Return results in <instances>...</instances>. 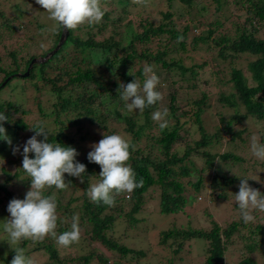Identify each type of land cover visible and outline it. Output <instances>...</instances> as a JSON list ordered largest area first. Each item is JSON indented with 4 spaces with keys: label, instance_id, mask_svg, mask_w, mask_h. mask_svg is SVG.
Instances as JSON below:
<instances>
[{
    "label": "trees",
    "instance_id": "16d2710c",
    "mask_svg": "<svg viewBox=\"0 0 264 264\" xmlns=\"http://www.w3.org/2000/svg\"><path fill=\"white\" fill-rule=\"evenodd\" d=\"M194 1L150 0L147 8L150 7L153 12L157 10L156 13L161 19L158 23H155L148 20L147 17L141 16L142 12L138 11V25L142 27V31L139 33L132 17L126 18V15L130 16L133 8L139 5L134 4L133 0H102L101 6L105 13L102 21L90 27L102 30L108 24H111L113 32L107 39L96 41L92 29L89 27L86 30L85 25L80 26L77 30H67V36L60 48L46 60L35 62L26 75L22 74L25 73L33 57L38 56V54L43 57L55 47L62 28L51 34L52 41L48 48L38 53L37 49L40 48V44L35 38L39 35L35 36L28 31L29 24L36 21L33 18L23 19L24 17H21L22 12L18 16H13V19L12 17L8 18L6 15H0L1 18H4L2 19V25H0V37L23 31L29 41L36 42L30 44L28 41L22 52H19L21 50L20 45H18L20 49L13 45L14 47L10 48L12 63L7 62V60L4 64H0V88H5L9 82H13L16 77H19L16 83L19 91L17 96L13 94L5 96L2 92L0 93V98L3 100L0 104V113L7 117L6 121L0 123L3 124L6 135L11 140V144H9L4 138L0 137V162L5 160L9 164L10 161L13 162L17 155L22 157L23 143L35 134L34 130L29 127H33L39 121H44L51 133L48 142H56L61 146H70L76 149L79 153L76 160L86 166L84 182H80V187L77 186L79 178L65 174L66 182H70L69 186L65 190H58L54 187L47 189L44 195L54 196L57 203V213L68 211L69 208L78 210L84 220L87 219L88 222L93 224L89 231L91 238L101 240V243L108 245L110 251L115 249L122 256L127 252H135V254L141 255L144 251L138 248L133 250L131 246L114 242V240L108 238L107 231L113 230L118 219L125 218L128 219L130 224L136 223L138 220L131 217V215L140 213L143 210V205L146 203L145 194L149 189L156 190L154 189L155 186L160 188L159 210L163 214H169L182 210L186 204H195L202 181L200 177L193 183L188 181L194 193L187 196L182 194L184 186L188 183H184L181 178L188 176L190 173L186 164V160H190L189 156L193 152L190 145H186L188 147L181 156L173 154L166 161L165 158L158 161V157H155L152 151V148L156 145L155 147H160L161 152L167 157L168 150L179 136V131L186 130L184 129L186 122L181 121V116L185 115V111L180 115L174 112L176 110L175 95L170 94V103L168 104L174 122L169 124V127L163 131L159 128V134L148 147L146 144L138 147L136 144L139 137L142 136L146 126L152 124V114L157 110V105L146 108L143 113H140L139 110L129 112L124 102L119 98L118 89L121 83L126 85L136 77L143 78L144 65L148 64L154 68L165 69L167 72L173 70L176 76L179 72L180 79L188 81L191 88L195 89L197 87L196 83H198L197 71L205 66L207 62H203L204 65L195 62L188 66L186 65V59L190 57L189 53L191 51L200 49L204 44L209 43L210 46L206 44L207 48L209 50L218 48V56L223 59L227 57V52H229L228 56L230 58H239L240 55L244 54L245 57H251L247 63V68L251 72L254 84L248 85V80L242 70L231 64L229 73L235 93L222 95L221 99L225 100L227 104L235 106L238 104L237 98L244 107V114L241 118L248 117L256 121L264 120V38L257 37L255 34L260 28H264V0H200V2L198 0L199 3L196 4H194ZM178 2H182V5H185L186 8L174 9L175 3ZM35 5L41 7L36 2ZM163 5L167 6L165 10L162 9ZM212 5L214 6L211 7ZM208 8L211 10H208ZM192 10L195 11L196 16L189 15ZM204 11L210 12L209 16L212 19L203 16ZM36 23L39 26L42 25L39 22ZM225 26L231 30L233 29L232 34L234 35H227L230 32H217L221 28L224 29ZM197 29H200L198 33H196ZM114 36H118V38L115 39ZM152 38L158 40V47L154 51L145 48L138 54L136 41L145 43L152 40ZM171 52L175 53L176 57L169 56ZM216 58L217 55L212 57L213 60H216ZM143 60L146 63L142 64ZM135 62L138 67L133 71L134 69H131V67L134 66ZM9 76L11 78L1 86L2 82ZM28 89H32L34 93H37L33 97L38 98L34 100L39 115H42L38 120L29 121L25 119V115L29 113L27 107L29 97H24ZM201 93L196 99L190 101L192 106L189 109V116L190 118L193 117V121L198 124L200 132V138L192 144L195 149L212 145V142H210L212 135L205 131L200 122L202 105L205 102V93L204 91H201ZM39 94H45V101H49L50 104H45ZM236 116H238V113H236ZM112 122H117L118 130L113 129L117 134L127 136L125 133H130L131 138L128 141L130 144L135 145V151L130 148L131 156L128 164L135 172L137 181L143 178L144 183L142 187L135 189L131 194H127V199L123 196L125 193L118 195L116 205L109 207L102 203L92 202L88 196L89 183L101 181L99 176L101 167L98 164L89 162L88 153L84 150L85 147L82 141L90 135L87 128L91 130V127H89L91 124H94L96 128L108 129L109 125L112 126ZM231 122L229 121L228 124ZM71 127L76 129L74 134L78 133L79 139L74 138L75 135L71 134ZM224 130H227V133L232 136H238L241 133V131L233 133L228 126ZM111 134H114L112 130L109 135ZM91 136H93V133ZM213 136L218 137V134H213ZM38 139H43V137H38ZM14 147H19L16 156L13 154ZM208 147L202 154L206 155L204 160L209 166H213V161L217 158L222 161L228 158L231 160L238 159L241 162V159L230 153V151L216 154L209 151ZM30 158H34V154H30ZM220 168L217 164V177H220L221 180L211 181L215 188L224 190L216 193V203H224L227 199L226 188L227 190L228 187L234 189V175H229L226 172L219 173V171H223ZM0 173L7 176L5 181H0V195L4 193L7 196H12L6 184L13 178V175L8 174L4 164L0 166ZM23 174L27 175L23 169L22 171L17 169L14 176L18 177ZM247 178L249 184H260L252 177ZM29 183L31 184V181ZM78 188L81 189V193H76ZM1 197L0 201L2 200ZM125 207H127V210H125ZM0 215H3V213L0 212ZM240 223L242 224L240 230L238 229L239 223L232 222L222 230L219 225L213 223L209 231L197 227H188L186 230L170 228L167 231H162L161 241L168 237H179V240L174 241L176 242L175 249H171L174 258H168L167 260L172 259L171 262L168 261V264H172L176 258L182 259V253L190 251L191 244L183 250V239L194 240L195 238H201L202 246L206 241L205 258L201 264H226L223 259L226 251H228V239L232 234L237 235L238 230L241 231L247 228L262 230L260 224L254 226L249 224L247 226L242 221ZM86 225V221L83 223L81 221L80 231ZM69 230H71V223L66 220V224L60 226L58 232ZM86 232L88 231L86 230ZM83 239V234H81L80 240ZM26 242L27 240L23 241L22 245L24 246ZM48 248L46 247L47 250ZM48 251L52 257H55L54 249ZM244 252V249L237 251L236 257L233 259L234 264H259L256 258L250 254L244 255ZM93 254L94 252L91 251L90 254L80 257V262L89 264ZM239 255L241 256L239 257ZM97 258L100 263L107 262V256L105 255L98 253ZM6 261L7 259H4V262ZM261 264H264V262Z\"/></svg>",
    "mask_w": 264,
    "mask_h": 264
},
{
    "label": "rangeland",
    "instance_id": "374dc122",
    "mask_svg": "<svg viewBox=\"0 0 264 264\" xmlns=\"http://www.w3.org/2000/svg\"><path fill=\"white\" fill-rule=\"evenodd\" d=\"M199 2L198 0H195L194 4ZM213 6L214 5H212L211 7ZM174 7V9L180 7L186 8L185 5H182V2L175 3ZM166 8L167 6L163 5L162 9L165 10ZM208 10L211 9L208 8ZM43 11L44 9H42V7H37L35 5V0H0V13H3L0 15H6L8 18L12 17L13 19V16H18V14L22 12L21 17H24L23 19L33 18L34 21L42 24L39 26V24H37L36 22L30 23L28 27V31L31 34L35 36L39 35L35 38L40 44V48L37 49L38 53L46 50L52 41L51 34L45 36L41 33V29L50 27L53 23L48 19L47 13ZM138 11L142 12L141 16H145V18L147 17L148 20H151L155 23H158V21L161 19V17L156 13L157 10H154L155 12H153L150 10V7L147 8L139 5L138 7L133 8L130 16L126 15V18L132 17L139 33L142 31V27L138 25ZM209 14L210 12H203V16H207L208 19H212ZM189 15L196 16L195 11L192 10ZM2 19L4 18L0 17V25H2ZM85 26L86 30H88L90 27L88 25ZM91 29L94 32L93 37L96 41L107 39L113 32V27L111 24H108L102 30H98L96 27H94V29L92 27ZM200 29H197L196 33H198ZM217 32H230V34L228 33L227 35H234L232 34L234 30H231L226 26L224 27V29L221 28V30H218ZM255 34L257 37L264 38V28H260ZM114 37L115 39L118 38V36ZM28 41L29 40L27 39V36L23 31L21 33L13 32L10 36L2 35L0 37V64H4V62L7 60V62L12 63L10 48H13V45H15L16 48L20 49L18 46L20 45L21 50L19 52H22L25 44ZM29 43L35 44L36 42L30 40ZM157 43L158 40L154 38L145 43L136 41V47L138 49L137 53L139 54L145 48L150 51H154L158 47ZM42 44L44 45V47H41ZM206 44H204L200 49L198 48L191 51L189 53L190 57L186 59V65L188 66L194 64L195 62H197L196 64L201 65H204L203 62H207L208 64L201 67V69H198V83L195 82L197 85L195 89L191 88L188 81H183L182 79H180L181 76L179 75V72L176 76L173 70L167 72V70L165 69H162L160 67L154 68L148 64L144 65L143 78L136 77V80L140 82L142 86L144 80L146 79L144 69L146 66H151L160 80V84L158 85L157 89L161 91L164 96L163 101L158 102L156 106L157 110H163L164 108H166L170 114L168 104L170 103V94H174L176 104V110L174 111L175 114L180 115V113L182 114V112L185 111V115L181 116V121L186 122L184 124V129L186 130L179 131V136L172 143L170 149L168 150V156L165 157V154L161 152L162 149L160 147H155L156 145H154L152 151L154 156L158 157V161H162L164 160V158L166 161L173 154L181 156L188 147L186 145H190V147H192L193 152L189 156L190 160H186L187 168L189 169L190 173L188 176L182 177L181 180L184 181V183H188V181L189 183H193L198 177L201 178L202 183L200 186V190L197 193L198 199L196 198L195 204H186L183 206L182 210H178L177 212L169 214H163L159 210L160 188L158 186H155L154 189L156 190L149 189L146 192V203L143 205V210L140 213H133L131 215V217H135L138 220L136 223L133 222L132 224H130L128 219L125 218L116 220V225L113 227V230L107 231L108 238L114 240V242L116 243L131 246L133 250L135 248L143 249L144 252L141 255H137L135 254V252H127L124 256H122V254H119L115 249L110 251L108 245L106 243H101V240L92 239L89 234V231L93 225L92 222H88L87 219L84 220L81 213L74 208H69L68 211L57 213L58 221L56 230L57 233L60 234L58 232L59 227L66 224V220H69V222L72 224L73 215H78L79 225H81V221L82 223L86 221L87 224L83 230L81 229V234H83L84 237L83 240H79L78 243H74L69 247H62L59 246L54 239L48 237L42 242H33L31 240H27L24 246L22 245V241L19 245H12V247H22L25 251V254L31 257L34 260L35 264H83L82 262H80V257L90 254L91 251H93L94 254L92 255V259L89 264H168V261L171 262L172 259H167L170 257L174 258L171 249H175L176 242L174 241L179 240V237H168L164 239V241H161L162 231H167L170 228H175L178 230L182 228L186 230L188 227H197L199 229L202 228L203 230L209 231L212 228L213 223L219 225L222 230L232 222L239 223V230L240 228H242V224L240 222H243V220L240 215L238 203L235 199V195L239 191L238 186L240 184V180L243 178L252 177L253 179L260 182V184L251 183L249 185L252 188L258 189L261 194H264V161L256 159L250 151L251 138L253 136H257L259 142L264 143V120L256 121L254 119H249L248 117L241 118L244 114V107L241 105L237 98L236 101L238 104H236L235 106H231L227 104L225 100L221 99L222 95L235 93V89L230 80L229 73L231 64L234 67H238L242 70L244 76L248 80V85L254 84V81H252L251 78V72L248 71L247 68V63L251 59V57H245L246 55L244 54L240 55L239 58H230L228 56L229 52H227V57L223 59L218 56V48H211V50H209ZM40 55L41 54H38V56L36 57H39ZM215 55H217V58L216 60H213L212 57H214ZM169 56L176 57L175 53L173 52L169 53ZM40 57L38 58L39 60L41 59ZM144 63H146L145 60L142 61V64ZM137 67L138 64L135 62L134 66H132L131 69H134L133 71H135ZM18 80L19 77H16L15 81L9 82L7 86H5V88L1 87L2 89L0 88V93L2 92V94L5 96H8V94L17 96V93L19 91L16 83L18 82ZM201 91H204L205 93V102L202 105L203 109L200 114V122L205 131L208 134L212 135L210 137V142H212V145H207L209 146L208 150L216 154L230 151V153L239 157L241 159V162L238 159L231 160L230 158H228L225 161H222L217 158V160L213 161V166H209L208 163H205L204 160V158H206V155L202 154L203 151H206L207 146L198 147L196 149L194 146H192L194 141L200 138V132L198 129V124L193 121V117L190 118L189 116V109L192 106L190 101L200 96L202 94ZM34 95H37V93H34L32 89H28L27 93L24 96L29 97L27 101L29 113L25 115V119L29 121H33L34 119L38 120V118L40 119V117L42 116L38 113V108L36 107V103L34 100L38 98H34ZM39 96L45 104H50L49 101H45V94H39ZM2 102L3 100H1L0 98V104ZM236 113H238V116H236ZM168 119L169 124H172L174 122V118L171 116V114L169 115ZM151 121L152 124L150 126H146L142 136L139 137V140L136 144L138 147L145 144L148 147V145L151 142L153 143V140L159 134L158 122L154 121L152 118ZM229 121L232 122L228 124ZM111 125L112 126L109 125L108 129H100V127L96 128L94 124H91L89 126L91 127V130L90 128H87L90 131V135L87 136L84 141H82L84 143L83 146L85 147L84 150H86L87 153L93 150L91 146L98 143L103 138L104 134L109 135L111 130L114 134H117V132H114V130H118L117 122H112ZM226 126H228L233 133H236L237 131H241V133L238 136H232L230 133H227V130H224ZM75 130V128L71 127V134L75 135ZM92 133L93 136H91ZM125 134L127 136H121L129 140V138H131L129 136L130 133ZM213 134H218V137H214ZM232 137L235 138L233 139ZM74 138L79 139V134L76 133ZM28 139L29 138L25 140L23 145ZM22 160L23 156L21 157L17 155L16 158H14L13 162L10 161L9 164H7L5 160H2L0 162V166L4 164L6 166L8 174L13 175V178L10 179L6 184V187L10 191L12 196H7L4 193L0 195V197L2 196V200L0 201V212L3 213V215H0V264H11V260L15 255L14 250L6 241L7 234L3 231V222L10 218V214L7 211L8 204L12 199H24L26 193L30 190L31 187V184L29 183L30 177L28 175L23 174L18 177L14 176L17 169H20L22 171ZM217 164L223 170L219 171V173L226 172L229 175H234L233 178L235 179L233 181L234 189L228 187V190L227 188L225 190L227 192V199L224 201V203H216L215 195L216 193H220L222 189L219 190L218 188H215L211 183L212 180H221L220 177H217ZM6 178V175H2L0 173V181H5ZM77 181V186L80 187V180ZM99 182L100 181H92L89 183L88 187L90 188L92 184H96ZM188 184L184 186V189L182 191V194L184 196H187L190 193H194L191 184ZM235 184L237 186H234ZM76 191V193H81L80 188H78V190ZM123 196H125L126 199L128 198L127 193L123 194ZM125 210H127V207H125ZM253 215L255 216V221L249 224H252L253 226L256 224H260L262 226V230H251L247 228L241 231L238 230V236L232 234L227 242L228 251H226L225 253V257L223 259L224 263L234 264L233 259L236 257L237 251L241 249H244V255L250 254L252 257L256 258L259 264L264 262V212L254 211ZM249 224L246 225L248 226ZM86 230L88 232H86ZM200 240L201 238H195L194 240L183 239V250L189 244H191L189 248L190 251H186L187 253H182V259H177L175 257L176 259L172 264L203 263L205 258L204 249L206 241L202 246V241ZM46 247H49L51 250L54 249L55 257H52L50 255V252L48 251L50 249L48 248L47 250ZM98 253L107 256L106 263L99 262L97 258ZM240 256L241 255H239V257ZM4 259H7V261L4 262Z\"/></svg>",
    "mask_w": 264,
    "mask_h": 264
},
{
    "label": "clouds",
    "instance_id": "9594fccd",
    "mask_svg": "<svg viewBox=\"0 0 264 264\" xmlns=\"http://www.w3.org/2000/svg\"><path fill=\"white\" fill-rule=\"evenodd\" d=\"M35 2L44 9L48 19L53 22L50 27L41 29L45 36L58 32L60 28L77 30L83 25L99 24L105 14L101 6L102 0H35ZM133 3L148 7L150 0H133ZM144 73L146 79L142 86L136 78L126 85L121 83L119 86V98L129 112L139 110L143 113L146 108L155 106L164 99L163 93L157 90L160 80L153 68L146 66ZM169 115L166 108L158 109L153 112L152 119L158 122L159 128L163 131L169 127ZM6 120L7 117L0 113V122ZM29 128L34 130L35 134L23 145L22 169L31 178V187L24 199H12L8 204L10 218L3 222V231L7 234L6 241L12 247L25 240L42 242L51 237L59 246L69 247L78 243L81 238L79 217L73 215L71 230L58 234L57 203L54 196H45L44 192L53 187L65 190L70 183L66 182L65 174L77 177L83 183L86 166L76 160L79 155L76 149L48 142L51 133L44 121H39ZM0 137L11 144L2 123ZM91 147L93 150L88 153L87 158L89 162L101 167L99 173L101 181L92 184L88 190L92 202L114 207L118 195L131 194L143 186V178L137 181L135 172L128 164L130 148L135 151V145L130 144L123 136L104 134L103 138ZM17 151L19 147H14L13 154L15 155ZM250 151L256 159L264 161V143L259 142L257 136L251 138ZM30 154H34V158H30ZM235 199L245 224L255 221L254 211L264 212V194L252 188L247 178L240 180ZM12 249L15 255L11 264H35L22 247Z\"/></svg>",
    "mask_w": 264,
    "mask_h": 264
},
{
    "label": "water",
    "instance_id": "95a60500",
    "mask_svg": "<svg viewBox=\"0 0 264 264\" xmlns=\"http://www.w3.org/2000/svg\"><path fill=\"white\" fill-rule=\"evenodd\" d=\"M66 36H67V30H64V29L62 28L61 35H60L59 40H58V42L56 43L55 47H54L52 50H50L49 52H47V53L45 54V56L40 57V58H41L40 60L38 59L39 57L33 58L32 61H31V62L29 63V65H28L27 71H26L24 74H22V75H26V74L28 73L29 69L31 68V66H32L35 62H41V60H42V61H43V60H46L48 57H50L51 55H53V54H54V53L60 48V46L63 44V42H64ZM16 75H18V74H16ZM10 78H11V76L7 77V78L2 82L1 86H3V85L7 82V80H9Z\"/></svg>",
    "mask_w": 264,
    "mask_h": 264
}]
</instances>
